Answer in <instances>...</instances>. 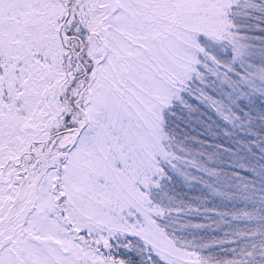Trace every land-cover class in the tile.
Wrapping results in <instances>:
<instances>
[{"label": "snow or ice", "instance_id": "snow-or-ice-1", "mask_svg": "<svg viewBox=\"0 0 264 264\" xmlns=\"http://www.w3.org/2000/svg\"><path fill=\"white\" fill-rule=\"evenodd\" d=\"M0 264H264V0H0Z\"/></svg>", "mask_w": 264, "mask_h": 264}]
</instances>
